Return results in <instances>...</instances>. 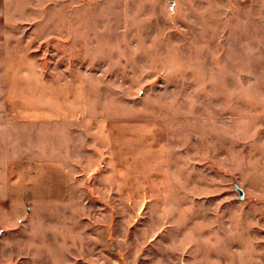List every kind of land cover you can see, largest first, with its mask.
Here are the masks:
<instances>
[{"label": "rangeland", "instance_id": "374dc122", "mask_svg": "<svg viewBox=\"0 0 264 264\" xmlns=\"http://www.w3.org/2000/svg\"><path fill=\"white\" fill-rule=\"evenodd\" d=\"M4 1L2 54L96 119L0 136V264H264V0Z\"/></svg>", "mask_w": 264, "mask_h": 264}, {"label": "crops", "instance_id": "0c3cea01", "mask_svg": "<svg viewBox=\"0 0 264 264\" xmlns=\"http://www.w3.org/2000/svg\"><path fill=\"white\" fill-rule=\"evenodd\" d=\"M5 2L0 0V55L3 56V75L0 74V77L6 78L5 86H0V92L3 93L0 109L4 111V118L0 120V136L18 144L21 122L51 126L65 123L89 124L92 119L95 120V115L92 116L91 112L94 107L89 99L84 100L88 97H85L87 90L83 83H75L72 95L69 96L65 83L55 84L47 80L33 57L19 52L2 54L4 41L9 38L6 37V31L10 29L9 26H13L4 21V14L7 13ZM43 132L45 136L51 135L48 127ZM112 144L109 149L115 148L114 139ZM36 167L45 177L42 199L58 198L55 193L57 189H62L69 183V172L66 171L63 161L53 162L49 159L37 163Z\"/></svg>", "mask_w": 264, "mask_h": 264}, {"label": "water", "instance_id": "95a60500", "mask_svg": "<svg viewBox=\"0 0 264 264\" xmlns=\"http://www.w3.org/2000/svg\"><path fill=\"white\" fill-rule=\"evenodd\" d=\"M172 2H170V4H171ZM240 194H241V191H240Z\"/></svg>", "mask_w": 264, "mask_h": 264}]
</instances>
